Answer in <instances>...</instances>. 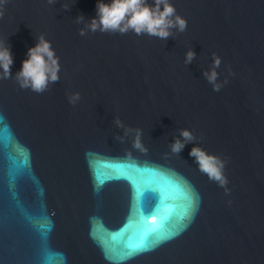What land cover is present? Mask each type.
<instances>
[{
	"label": "water",
	"instance_id": "95a60500",
	"mask_svg": "<svg viewBox=\"0 0 264 264\" xmlns=\"http://www.w3.org/2000/svg\"><path fill=\"white\" fill-rule=\"evenodd\" d=\"M170 2L187 30L163 41L79 35L75 18H94L97 0H9L0 40L12 75L40 34L61 71L43 94L0 79V264H264V0ZM212 53L219 92L202 75ZM116 116L143 130L146 154L114 138ZM181 128L196 140L175 155ZM196 144L226 161L229 193L198 170ZM103 161L148 168L136 175L158 191L146 206L161 194L155 225L132 213L127 181H96Z\"/></svg>",
	"mask_w": 264,
	"mask_h": 264
},
{
	"label": "clouds",
	"instance_id": "9594fccd",
	"mask_svg": "<svg viewBox=\"0 0 264 264\" xmlns=\"http://www.w3.org/2000/svg\"><path fill=\"white\" fill-rule=\"evenodd\" d=\"M9 0H0V19H3L6 13V6ZM49 5H54L57 0H47ZM63 9H69L70 5L63 4ZM77 24H82L78 33L85 36L88 32L111 33L124 35L133 32L137 36L146 35L166 41L169 37H174L175 32H184L187 30V20L177 14L174 5L170 0H110L105 3L104 0H97L96 16L86 20L83 15L75 18ZM37 43L30 47L26 53L27 58L22 61L21 69L12 75L11 67L14 63L11 46L6 39L0 40V79H15L22 90H30L37 94H43L49 90L50 85H54L60 80L61 65L51 41L46 39L44 34L36 37ZM196 53L192 48L185 52L184 63L186 65L193 62ZM221 57L212 53L211 66L203 70V77L212 86L214 92H219L224 84L219 81L217 69L221 65ZM78 92L71 93L67 99L70 104L75 105L80 100ZM113 123L119 129L123 130V135L116 134L114 138L123 143L126 137H131L132 149L142 153H147L148 149L142 142L143 130L126 126L118 116L114 117ZM179 135L174 137V142L169 144L172 154L179 155L185 145L192 143L196 137L187 128L178 130ZM126 155L131 157V152ZM165 153V157H167ZM189 155L195 159L198 170L206 175L212 182L225 189L228 180L224 175L226 161L219 156L209 154L202 147H192Z\"/></svg>",
	"mask_w": 264,
	"mask_h": 264
},
{
	"label": "snow or ice",
	"instance_id": "6c2138e0",
	"mask_svg": "<svg viewBox=\"0 0 264 264\" xmlns=\"http://www.w3.org/2000/svg\"><path fill=\"white\" fill-rule=\"evenodd\" d=\"M145 170H148V168H144L141 167L140 165H133L131 163H126L122 161H103L97 163L94 178L100 184H103L104 182L113 179H123L127 181L130 184L133 192L132 213L133 210L135 209L138 216L142 219L144 225L147 226V225H155V224H149L148 221L150 217H157V211L160 207L162 197L161 194H157L155 205L151 207L146 206L145 200L147 193L157 190H154L150 186H146L143 188L139 186V178L136 175V173ZM176 183L179 185L178 182ZM185 194L189 196L186 190H185ZM189 199L191 200L190 196ZM138 251H139L138 248H129V252L132 255L136 254Z\"/></svg>",
	"mask_w": 264,
	"mask_h": 264
}]
</instances>
